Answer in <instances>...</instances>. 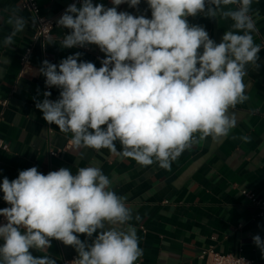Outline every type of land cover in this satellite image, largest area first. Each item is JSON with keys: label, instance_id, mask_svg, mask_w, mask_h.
Instances as JSON below:
<instances>
[{"label": "clouds", "instance_id": "1", "mask_svg": "<svg viewBox=\"0 0 264 264\" xmlns=\"http://www.w3.org/2000/svg\"><path fill=\"white\" fill-rule=\"evenodd\" d=\"M140 2L112 0L130 7ZM146 2L151 19L92 0L79 8L69 5L57 22L71 30L62 47L96 45L105 59L99 68L78 62L80 53L59 65L43 61L39 72L48 87L61 89L60 98L50 100L51 92H45L36 108L48 124L72 134L76 149L106 148L142 166L158 162L170 170L171 162L198 142L196 134L214 141L229 135L236 124L229 110L248 99L246 66H257L262 47L253 38V0ZM229 5L235 8L225 10ZM202 13L233 22L220 43L202 26L188 23L187 17ZM8 23L13 31L4 39L7 47L27 22L13 14ZM111 185L95 166L78 168L75 175L67 168L45 175L31 167L14 180L5 177L0 191L10 207L0 209L7 221L0 225V264H56L29 251H46L53 239L75 247L74 264H136L143 250L129 223L132 212ZM98 230L91 244L77 235L91 238ZM253 241L264 252L261 237Z\"/></svg>", "mask_w": 264, "mask_h": 264}, {"label": "crops", "instance_id": "2", "mask_svg": "<svg viewBox=\"0 0 264 264\" xmlns=\"http://www.w3.org/2000/svg\"><path fill=\"white\" fill-rule=\"evenodd\" d=\"M35 1L41 16L57 19V14L74 0ZM92 2L151 19L146 0L136 7L128 3L116 6L112 0ZM13 14L27 23L7 47L4 39L13 31V25L8 23ZM251 14L256 23L254 42L262 48L257 66H246L244 83L248 99L229 110L235 114V126L228 136L216 141L211 137L200 140L196 134L198 142L172 161L170 170H165L158 162L142 166L106 148L76 149L71 143V133L59 131L58 126L43 119L36 103L45 99V92H51L48 99L58 100L61 91L46 85V77L39 72L43 61L59 65L68 56L80 53L78 62H92L99 68L105 54L96 45L84 46L89 51L63 48L64 35L71 30L60 26L52 30L47 41L34 46L31 55L34 72L20 75L19 60L34 33L33 17L22 9L21 0H0V99H8L5 108L0 106V139L8 145V151L0 149V184L5 177L14 180L20 171L31 167L45 175L60 168L75 175L81 167H100L112 181V189L125 198L131 209L129 223L136 228L143 250L137 262L203 264L199 254L211 248L218 253L245 257L251 264H264V252L253 241L256 235L264 241V214L259 216L258 209L241 195L242 190H249L264 199V0H253ZM187 20L190 25L202 26L217 44L226 31L232 30L233 22L219 16L209 18L202 13ZM7 59L9 62L5 63ZM116 149L122 150L118 141ZM51 151L58 154L50 156ZM6 207L10 205L0 191V209ZM98 234L99 230L91 238L77 235L91 244ZM29 251L34 257L48 255L56 264L78 258L74 246L55 239L46 251L34 248Z\"/></svg>", "mask_w": 264, "mask_h": 264}, {"label": "built area", "instance_id": "3", "mask_svg": "<svg viewBox=\"0 0 264 264\" xmlns=\"http://www.w3.org/2000/svg\"><path fill=\"white\" fill-rule=\"evenodd\" d=\"M83 0H74L71 4H82ZM68 5V6H69ZM68 6L60 11L57 14V19L48 18L40 15V10L37 2L35 0H21V7L26 12L30 13L33 17V26L34 33L31 38V42L25 48L23 54L20 57V75H31L35 68L31 62V55L33 52V48L36 44H43L50 38L51 32L53 29L58 28V20L65 13ZM86 51H89V48L79 47ZM13 92V91H12ZM8 104V99H0V106L5 108ZM0 149L3 151H8V145L0 139ZM65 149H68L65 148ZM58 154L57 151H51L50 156H56ZM241 195L244 199H246L249 203L255 206L258 209V215L263 216L264 214V199L258 198L252 191L242 190ZM7 221L5 217L0 216V225L5 224ZM3 242L2 239H0ZM199 260L203 262V264H251V261L245 257L233 254H222L215 252L213 249H204L199 254ZM76 257L71 258L70 260H65L64 264H74V260ZM136 264H141L140 262H136Z\"/></svg>", "mask_w": 264, "mask_h": 264}]
</instances>
